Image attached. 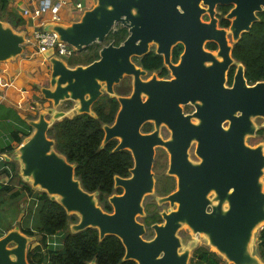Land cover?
Instances as JSON below:
<instances>
[{"label": "water", "instance_id": "1", "mask_svg": "<svg viewBox=\"0 0 264 264\" xmlns=\"http://www.w3.org/2000/svg\"><path fill=\"white\" fill-rule=\"evenodd\" d=\"M230 4L225 14L230 25L219 27L216 7ZM262 11L264 0H96L78 20L53 24L51 31L58 40L77 51L102 42L116 30V24L126 27L128 35L118 45H103L99 57L87 65L69 66L53 54V48H47L44 55L51 71L48 85L40 92L52 106L40 111L37 119L27 120L33 130L16 148L20 175L68 214L78 216L71 231L93 227L99 240L117 236L125 248L123 260L191 264L195 242L183 248L178 235L187 225L194 234H204L228 263L262 264L251 242L255 229L264 224V144L249 145L246 138L255 136L259 128L255 118H264V80L249 84L239 63L232 84L227 85L234 63L228 36L232 42L239 40ZM204 14L207 21L202 20ZM210 41L217 44L216 50L205 48ZM25 42V33L0 19V62L21 54ZM179 43L183 50L172 62L171 49ZM152 44L171 78L153 74L142 79L147 70L133 58L148 53ZM125 76L131 77L132 90L116 97L120 107L114 121L103 125L102 145L117 139L113 151L129 150L133 165L129 176L114 177V186L122 192L108 197L112 209L105 211L96 192L83 188L75 165L56 150L47 131L55 120L72 117L74 112L95 116L92 104L104 92L114 96V85ZM64 100L73 101V109H55ZM187 103L194 111L185 115L182 105ZM148 121L155 130L141 132ZM161 124L171 132L168 140L159 134ZM193 143L196 162L188 153ZM156 146L168 151L167 173L176 177L177 184L174 191L157 198L159 204L168 202L174 208L161 212L164 221L152 224L154 235L146 239L145 225L138 217L144 215V197L154 191ZM32 239L16 228L7 230L0 236V264H30L26 255Z\"/></svg>", "mask_w": 264, "mask_h": 264}, {"label": "trees", "instance_id": "2", "mask_svg": "<svg viewBox=\"0 0 264 264\" xmlns=\"http://www.w3.org/2000/svg\"><path fill=\"white\" fill-rule=\"evenodd\" d=\"M9 0H0V19L9 22L14 28L23 22V19L15 12L8 9ZM220 12L219 26L227 27L229 21L223 17L228 6H217ZM258 21L254 22L249 31L243 32L240 39L234 43L232 56L244 65V75L249 84L264 80V11L257 14ZM128 35L127 28L119 26L114 32H110L106 39L115 45L120 44ZM93 44V43H92ZM89 45V46H92ZM86 49L90 51L86 58L90 57L86 64L98 58L99 47L93 46ZM214 42H208L206 48L215 49ZM82 52L79 53L84 57ZM182 51V45L177 44L172 50V59L176 61ZM75 58L69 66L79 64ZM85 59V58H81ZM137 65L147 70H159V75L168 74L163 65L160 54L151 49L141 57H134ZM76 61V62H75ZM233 67L229 70L228 83L232 79ZM125 90V89H124ZM124 93V92H123ZM118 102L114 97L107 94L102 95L93 105L96 116L87 113H77L72 117H64L55 120L49 127L47 134L55 141V148L63 154L70 163L75 165V176L80 180L83 188L89 192H96L98 203L105 211H111L112 207L108 197L113 193H121L120 187H114V177L129 176V169L133 165L130 151H113L116 140L111 139L102 145L104 136L103 125L110 124L115 116ZM20 118V117H19ZM22 124L26 121L20 118ZM25 131L19 126H14L10 132L11 142L6 143L0 154L14 150V144H20L24 137L28 136L32 128ZM257 135H264V126L256 131ZM12 142H14L12 144ZM5 174L9 179H20L18 173V162L16 160H0V174ZM17 180V181H18ZM22 184H9L8 181L0 183V236L12 228L9 217L13 215V208H10L11 201H18L28 193L29 215L33 219L31 223L20 230L26 235L39 234L38 243L27 249V261L30 264H88L94 261L95 264H136L132 259L123 260L125 248L121 240L115 235H106L102 240L98 238V230L87 227L81 231L73 232L70 224L78 221L76 214H68L65 209L42 190L36 192L30 184L20 181ZM17 185H20L17 187ZM173 188V184H161L158 190L162 194ZM27 198V196H26ZM9 209L11 211L9 212ZM159 218L155 210H148L143 217L145 225L157 221ZM66 231L60 243L55 238ZM256 250L258 256L264 261V224L257 234ZM191 264H219L224 259L208 247H196L189 259ZM224 264H232L225 262Z\"/></svg>", "mask_w": 264, "mask_h": 264}, {"label": "rangeland", "instance_id": "3", "mask_svg": "<svg viewBox=\"0 0 264 264\" xmlns=\"http://www.w3.org/2000/svg\"><path fill=\"white\" fill-rule=\"evenodd\" d=\"M35 1H37V0H35ZM75 1L76 0H66V2H68L69 4H74ZM82 2L85 3L86 0H82ZM35 3L37 4V2H35ZM88 5H90V3H88ZM45 15H48V12ZM71 16H72V12L68 11L64 15L63 18H69ZM119 26H122V25L116 24L115 28H117ZM108 43H109V40L106 39V37H105V39L102 42H94L92 44V46H89V48H91L93 46H96V48H98V47H101V46L108 44ZM30 45H32V44L25 42L23 45V50H22L21 54L16 56L14 59H9V60L0 62V67H2V66L5 67L8 70V72H10V70L7 67L15 66L17 64V62H25L26 64H28V68L25 70V72H23L22 69H20L19 72L17 71L18 74H20L21 72L26 73V76L28 77L27 78L28 83L25 87V89H26L25 91L31 92V93L24 95L21 99V103L24 104L23 106H27V108H25L24 111H22L23 118H25L27 120L28 119H37L38 113L40 111H45L46 108H49L52 106L51 101L49 99L44 98L42 93L40 92V88L42 86L48 85V83H49L51 64L49 62L48 57L43 56L39 53H33V48ZM151 48H155V46L152 45ZM89 51H90L89 49L85 48L84 53H83L84 57H82L81 55H76V56L73 55L72 57H65L64 60L66 61V63L72 64L74 59L78 58L76 61H79V62L81 61V62L86 63L87 60L90 58V57L86 58V54H88ZM31 52L33 53L32 56H30ZM77 53H79V52H77ZM81 58H85V59L83 60ZM79 59H81V60H79ZM152 73H155L157 75L156 72H148L147 75L144 76V78L150 77ZM35 76H39L38 80L37 81L31 80V79H34ZM29 80L33 81V82H29ZM131 80L132 79L130 76H126L118 84L115 85V89L121 93L124 92V94L128 95L132 89ZM70 103H71V100L70 101H68V100L62 101L55 109L64 110V111L71 110L73 107V104H70ZM69 104H70V107H69ZM193 109H194V107L192 105H189V104L183 106V110L185 112H191ZM47 118H51V116L48 115ZM255 122H256L258 127L264 126V118L257 117V118H255ZM14 126H19L24 131H25L24 126H26V128L28 130L30 128V126L28 124L24 125L21 123L19 115H17V113L13 107L5 105V104H0V149L6 143H9L12 141L10 138L11 137L10 132ZM32 130H33V128H32ZM161 135L166 136L167 133L162 130ZM260 142L264 144V135L255 134V136L246 138V143L249 145H256ZM13 143L14 142H12V144ZM17 146H18L17 144H14L15 148L13 151L2 153V154H0V156L2 155L4 157V159L7 157V158H9V160H16L18 162V173L17 174L20 176V179L18 180V178H15V179L11 180L5 174L1 173L0 174V183H5L8 181L9 184H22L20 182L22 180V182H24L26 184L28 183L31 185L30 179L24 178L20 175V162L18 159L17 151H16ZM194 148H195V143H193L189 149V157L192 161L197 159V156L194 154ZM154 155L155 156H154L152 170L154 172L156 184H155V190L150 195L146 196V198L143 201L145 213H147L148 210L149 211L155 210L157 212L166 211V209H168L170 207L168 203H163V204L159 205L156 201L157 198L162 196L161 195L162 193L158 191L160 189V186H157V185H160L159 181L162 178H170L171 180H173L172 176L167 175V168H168V164H169L168 163V156H167L168 153L167 154H166V152L164 153L163 148L157 147L155 149ZM0 160H2V158H0ZM262 181L264 183V176L262 177ZM19 186L20 185H17V187H19ZM173 187H174V184H173ZM32 188H33L34 192L41 190L38 187H32ZM263 189H264V186H263ZM26 196H27V198H26ZM26 196H24L23 198H20L18 201H11L10 202V203H12L10 208H13V210H12L13 215H11L9 217V220L12 223V228H10V229L16 228L21 232L19 226L21 225L22 227H24L26 224L31 223V221L33 219V216L31 217L29 215V211H28L29 210V203L28 202H29V200H31V198H30L28 193L26 194ZM10 211H11V209H9V212ZM139 221L143 222V217H139ZM70 226H71V224H70ZM70 226H69V228H70ZM259 229H260V227L255 229L253 239L251 242V248L253 250V253L256 255H258L257 250H256V244H257V234H258ZM21 233H23V232H21ZM65 234H66V231H62L58 235V237L55 238V241L60 243V241L62 240V238ZM153 235H154V231L151 229L145 234L144 238L149 239ZM178 235L181 238L183 248H188V244L191 241L195 242V246L193 248H191V250H190L191 254H192L193 250L199 246L208 247L210 250L215 251V249L208 244L207 239H206L204 234H201V233L194 234L188 228L187 225H183L179 229ZM31 237L33 239L27 245V249L34 247L38 243L40 235L35 234ZM215 252H217V251H215ZM219 264H224V263H219Z\"/></svg>", "mask_w": 264, "mask_h": 264}, {"label": "crops", "instance_id": "4", "mask_svg": "<svg viewBox=\"0 0 264 264\" xmlns=\"http://www.w3.org/2000/svg\"><path fill=\"white\" fill-rule=\"evenodd\" d=\"M51 1L53 2L65 1L63 2L60 11L58 13L59 15L58 20H53L51 18V13L49 9H43L42 6L44 0H37V1L9 0L8 9L13 12L16 11L15 13H17L23 19V22L19 24L16 28H14L9 22L5 20L3 21L10 24L15 31L25 33L28 42L30 36L32 35L35 29L51 30L53 24L56 23L70 24L71 22L78 20L80 18L79 16L83 13V11L85 9L91 8L96 2V0H86V2L84 3L82 2V0H76L74 4H69L68 2H66V0H51ZM35 2H37V4ZM78 2L82 4L83 11L77 9L76 3ZM88 3H90V5H88ZM36 8L41 9L39 18L35 19V18H31L30 15H22L24 9H29L31 11ZM68 11L72 12V16L69 18H63ZM47 12L48 15H45L47 14ZM30 46L33 48V53H39L45 56L44 52L47 49L39 50L36 46L33 45ZM33 53L31 52L30 56H32ZM7 68L10 70V72H8V70L5 67L3 66L0 67V104H5L13 107L17 115H19L20 118L24 119L27 122V119L23 118L22 116V111H24V109L27 108V106H23L24 104L21 103V99L24 95L30 94L31 92L25 91L26 90L25 87L28 83L27 82L28 77L26 76V73L21 72L20 74H18V72L20 71V69H22L23 72H25V70L28 68V64H26L25 62H17L15 66L7 67ZM38 78L39 76H35V78L31 80L37 81ZM29 82H33V81L29 80ZM261 262L262 264H264L263 260H261Z\"/></svg>", "mask_w": 264, "mask_h": 264}, {"label": "flooded vegetation", "instance_id": "5", "mask_svg": "<svg viewBox=\"0 0 264 264\" xmlns=\"http://www.w3.org/2000/svg\"><path fill=\"white\" fill-rule=\"evenodd\" d=\"M218 6H220V5H218ZM223 6V5H222ZM224 6H228V9H227V11L225 12V13H223V17L225 18V14L229 11V9L232 7V4H230V5H224ZM216 11H217V14H216V16H217V18H218V26H219V17H218V15H219V11H218V9H217V7H216ZM259 13V12H258ZM257 13V14H258ZM207 14H204L203 16H202V20H204V21H207L208 19H209V17H207L206 16ZM258 16V15H257ZM207 18V19H206ZM226 19V18H225ZM258 19H259V16H258ZM228 20V19H227ZM229 21V25H230V20H228ZM258 21V20H257ZM256 22V21H255ZM229 25L227 26V27H225V28H228L229 27ZM252 26V25H251ZM219 27H221V26H219ZM241 37V36H240ZM228 39H229V43L232 45V48H233V45H234V43H236V42H232V40H231V37L230 36H228ZM240 39V38H239ZM210 42H212V41H210ZM208 43V42H207ZM206 43V44H207ZM215 43V42H214ZM180 44V43H179ZM216 44V43H215ZM91 45V44H90ZM152 45H154V44H152ZM151 45V46H152ZM177 45V44H176ZM175 45V46H176ZM182 45V44H181ZM89 46V45H88ZM151 46H150V50L151 49H153L154 51H155V48H151ZM155 46V45H154ZM87 47V46H86ZM86 47H84L83 49H85ZM102 47V46H101ZM101 47H99V50H100V48ZM174 47V46H173ZM205 48H206V45H205ZM218 47H217V44H216V47H215V49H209V50H216ZM83 49L82 50H80V51H76L75 52V56L76 55H79V53L80 52H82L83 51ZM208 49V48H207ZM99 50H98V57H99ZM149 50V51H150ZM172 50H173V48L171 49V61L172 62H176L177 60H178V58H179V55L181 54V52H180V54L178 55V57H177V59H176V61H173V59H172ZM182 50H183V45H182ZM77 52H79V53H77ZM156 53V52H155ZM162 56V55H161ZM231 56H232V49H231ZM233 57V56H232ZM162 59H163V57H162ZM233 59H234V63L232 64V66L231 67H233V71H232V79H231V82L230 83H228V79H229V71H228V73H227V85H231L232 84V81H233V75H234V73H235V71H236V68H237V64H239V63H241V62H239V61H237L234 57H233ZM79 60H81V59H79ZM94 60H96V59H94ZM93 60V61H94ZM134 61V60H133ZM135 62V61H134ZM136 63V62H135ZM89 64V63H88ZM137 64V63H136ZM242 64V63H241ZM77 65H87L85 62H81L80 61V63L79 64H77ZM163 65H164V67L168 70V74L167 75H164V76H160L159 75V70H147V69H145V70H147V73L148 72H156L157 73V75L155 74V73H152L151 74V76L153 75V74H155L156 75V77L157 78H162V79H167V78H171L172 77V75H171V72H170V69L168 68V66L167 65H165L164 64V62H163ZM243 65V64H242ZM142 67V66H141ZM231 67L229 68V70L231 69ZM243 67H244V65H243ZM147 75V74H146ZM145 75V76H146ZM150 76V77H151ZM126 77V76H125ZM124 77V78H125ZM150 77H148V78H144V76L142 77V79L143 80H147V79H149ZM253 84V83H252ZM132 85V84H131ZM132 90V89H131ZM114 93H115V95L114 96H111V95H109V94H107V93H103L102 95H104V94H107L108 96H110V97H114L116 100H117V96H123V95H127V94H124V93H121V92H119V91H117L116 89H115V85H114ZM102 95L99 97V98H101L102 97ZM98 98V99H99ZM146 97H145V95L143 96V99H145ZM65 101V100H64ZM68 101H70V100H68ZM117 102H118V100H117ZM61 103V102H60ZM96 102H94L93 104H92V106H91V109L93 110V105L95 104ZM70 104H74V102L73 101H71V103ZM70 104H69V107H70ZM187 104H189V103H187ZM187 104H184V105H187ZM184 105H182V111L184 112V114L186 115V114H189V113H191V112H193L194 111V109L191 111V112H185L184 110H183V106ZM189 105H191V104H189ZM193 106V105H192ZM68 107V108H69ZM119 107H120V104H119V102H118V107H117V110H116V112H115V116H116V114H117V111H118V109H119ZM194 107V106H193ZM72 109H73V107H72ZM64 111V110H63ZM75 114H77L76 112H74V114L73 115H75ZM88 114V113H87ZM90 115V114H89ZM95 116H96V114H95ZM115 116H114V118H115ZM113 121H114V119H113ZM112 121V122H113ZM111 122V123H112ZM110 123V124H111ZM141 132H143V133H148V132H151V131H154L155 130V126H154V123L153 122H151V121H148V122H145V123H143L142 124V126H141ZM162 130L164 131V132H166L167 133V135L166 136H162L161 135V132H162ZM159 134H160V136H161V138L163 139V140H168L169 138H170V135H171V132H170V130L165 126V125H163V124H161L160 126H159ZM116 140V144L118 143V140L117 139H115ZM106 144V143H105ZM116 146V145H115ZM114 146V147H115ZM157 147H161V148H163V152L165 153L166 152V154L168 153V151L163 147V146H156L155 147V149L157 148ZM114 149V148H113ZM154 149V150H155ZM190 149V148H189ZM195 149V148H194ZM124 150V149H123ZM126 150V149H125ZM129 151V150H128ZM188 153H189V150H188ZM154 154H155V152H154ZM132 156V155H131ZM155 156V155H154ZM168 163H169V153H168ZM190 158V157H189ZM153 161H154V158H153ZM195 162L196 161H198V158L196 159V160H194ZM152 166H153V164H152ZM168 166H169V164H168ZM167 170H168V168H167ZM154 173V172H153ZM167 175H169L168 173H167ZM170 176H172L173 177V180H171L170 178H162L160 181H159V184L161 185V184H174V187L173 188H171L168 192H165V193H163V194H161L162 196H165V195H167V194H169L170 192H172V191H174L175 189H176V184H177V181H176V177L175 176H173V175H170ZM155 178V177H154ZM154 184H156V181H154ZM160 185H157V186H160ZM115 187V186H114ZM122 189V188H121ZM154 190H155V186H154ZM122 192V191H121ZM114 194V193H113ZM150 195V194H149ZM111 196V195H110ZM148 196V195H147ZM162 196H160V197H162ZM213 196V193H210L209 195H208V197L210 198V197H212ZM146 198V196L144 197V199ZM144 199H143V201H144ZM157 201V200H156ZM158 203V202H157ZM165 203H168V202H165ZM159 204V203H158ZM161 204H163V203H161ZM169 204V203H168ZM160 205V204H159ZM170 206V205H169ZM169 208H174V207H169ZM168 208V209H169ZM143 209H144V206H143ZM168 209H166V212H167V210ZM157 212V211H156ZM162 212V211H161ZM161 212H157L158 213V215H159V218H158V220L157 221H155V222H153L152 224H154V223H161V222H163L164 220H163V218H162V215H161ZM147 213H145V211H144V215L143 216H140V217H144L145 215H146ZM138 220H139V217H138ZM141 223H143L144 225H145V223L144 222H141ZM152 224H150V225H145V228H146V233L149 231V230H151L152 228H151V225ZM262 227V226H261ZM260 227V228H261ZM153 230V229H152ZM154 231V230H153ZM145 233V234H146ZM145 236V235H144ZM153 237V236H152ZM151 237V238H152ZM150 239V238H149ZM217 253V252H216ZM192 255V254H191ZM222 257V256H221ZM225 262H227L225 259H224V262L223 263H225ZM228 263V262H227Z\"/></svg>", "mask_w": 264, "mask_h": 264}, {"label": "built area", "instance_id": "6", "mask_svg": "<svg viewBox=\"0 0 264 264\" xmlns=\"http://www.w3.org/2000/svg\"><path fill=\"white\" fill-rule=\"evenodd\" d=\"M65 1H51V0H44L43 2V9H49L51 13V18L53 20L59 19V11L60 8ZM77 9L83 11L82 4L80 2L76 3ZM40 8H36L33 10L24 9L22 15H30L31 18H39L40 16ZM29 43L33 46H36L39 50L53 48V54L57 57L64 59L65 57H72L77 50L70 44L60 41L57 38V34L51 30H43V29H35L30 36ZM2 158V155L0 156Z\"/></svg>", "mask_w": 264, "mask_h": 264}]
</instances>
